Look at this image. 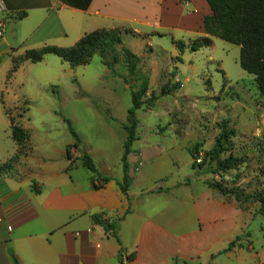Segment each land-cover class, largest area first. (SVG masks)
Here are the masks:
<instances>
[{"label": "crops", "instance_id": "0c3cea01", "mask_svg": "<svg viewBox=\"0 0 264 264\" xmlns=\"http://www.w3.org/2000/svg\"><path fill=\"white\" fill-rule=\"evenodd\" d=\"M177 11L180 18L166 24ZM20 14L25 16L18 19ZM209 14L204 0H0V72L27 50L69 48L98 29L149 34L123 23L150 27V33L178 30L203 37L202 19ZM47 57L39 63L40 75L49 74L46 64L57 66ZM9 132L0 127V165L19 150ZM28 135V150L0 177V264H13L9 250L18 264H264V243L254 227L260 215L241 210L199 177L171 180L173 166L160 162L168 145L149 149L137 139L132 143V181L125 195L119 183L127 136L112 161L114 171L110 162L90 155L95 175L79 159L68 160L66 147L74 143L57 149L36 132ZM148 165L155 167L148 185L132 192L136 174Z\"/></svg>", "mask_w": 264, "mask_h": 264}, {"label": "rangeland", "instance_id": "374dc122", "mask_svg": "<svg viewBox=\"0 0 264 264\" xmlns=\"http://www.w3.org/2000/svg\"><path fill=\"white\" fill-rule=\"evenodd\" d=\"M179 18L177 11L165 23ZM122 25L149 33L127 34L121 30V39L122 46L139 58L136 75L147 79L148 90L142 100L148 101L152 92L157 97L135 112L137 125L133 143L137 139L139 145L144 144L149 149H162L168 145L160 162H170L173 166L170 168L171 180L181 175L186 176V182L191 177H199L207 185L218 183L232 192L227 198L235 202V197L240 199L241 203L237 204L241 210L258 215L254 198L264 188L263 155L259 150L264 145V99L260 97L253 77L238 64L239 47L211 38L208 47L191 52L186 46L197 38L185 32L150 33V27ZM175 41L184 43L182 52L176 48ZM47 56V60L57 64H46L48 75L45 72L40 75L42 65L30 62L23 69L20 66L10 78L11 68L3 74L0 72V115L3 120L0 127L9 132V118L4 111L7 110L15 123L27 132L44 136L50 147L53 145L58 149L65 142L76 143L77 149H69L72 159L81 160L84 153L94 155L101 161L110 162L114 171L112 161L122 151L121 145L127 136L124 131V126L128 125L127 111L131 107L130 89L121 78L128 76L123 59L117 57L112 71L98 54L88 64L73 69L58 57ZM108 60L112 61V58L109 56ZM155 65L160 68L154 69ZM134 86L137 91L140 81ZM225 124L227 131L235 133L228 137V143L223 145L222 153L211 166L229 155L240 157L239 165L220 176L210 172L208 161L201 168H193L189 149L196 144L199 146L196 163H201L204 153L212 149ZM42 130H45L44 135ZM44 143H39L43 150ZM154 172L155 167L146 166L144 174H136V183L130 190L135 192L140 184L148 185V176ZM144 175H148L147 178ZM254 227L259 229L264 243L262 216L254 222Z\"/></svg>", "mask_w": 264, "mask_h": 264}, {"label": "trees", "instance_id": "16d2710c", "mask_svg": "<svg viewBox=\"0 0 264 264\" xmlns=\"http://www.w3.org/2000/svg\"><path fill=\"white\" fill-rule=\"evenodd\" d=\"M207 4L210 14L204 16L202 19V29L204 32L203 37L195 39L189 44L188 49L191 52H197L201 48L208 47L211 44V38L220 39L226 43L239 47L238 64L240 68L247 74L253 77L256 89L264 99V0H204ZM25 14L17 16L22 19ZM123 31L120 29H98L85 34L79 41L72 47L61 48L51 45H45L37 49L25 51L21 56L12 58V67L9 71L8 78L11 77L24 62L33 64L40 63L47 55L58 57L62 62L67 63L70 68L84 66L90 62L95 54H98L102 63L113 71V65L117 62V57L121 56L123 62L128 70L127 77H121L124 83L129 87L131 92V107L127 111L128 125L124 126L127 133V139L124 144L123 155L121 158L123 179L119 183L120 190L123 194L127 195L128 188L131 184L129 176V167L127 157L130 153L131 145L135 140L134 132L137 125L135 112L139 110L144 104L151 103L157 99L154 92L148 101L142 100L148 90V82L146 78L141 79L137 76V64L139 58L131 51L122 46ZM124 33L131 34L130 31ZM179 52H182L184 43L181 41L174 42ZM118 50L120 51L118 54ZM112 61L108 60V57ZM131 78H130V77ZM133 77V78H132ZM132 79V80H131ZM140 81L139 89L136 91L134 85ZM9 118V128L12 140L19 147L18 152L6 163L0 165V177L8 175L18 163L22 155L27 151L29 135L26 130L15 123L14 119L9 115L7 110H4ZM69 130L73 137L77 140V135L71 129L69 123ZM234 131L226 130V124L221 127V132L215 139V143L211 150L204 153L201 163H196L199 157V146L196 144L189 149L191 158L193 159V168H201L204 163L208 161V169L213 175H222L229 170L237 167L241 162L240 157L229 155L228 157L218 160L215 166H211V162L216 160L218 155L222 153L223 145L228 143V137L234 135ZM77 144L67 146V158L71 159L69 154L70 148H75ZM26 149V150H25ZM263 155L264 166V145L259 147ZM81 164L84 168L92 174H97V170L93 159L88 154L84 153L81 157ZM104 181L107 182V179ZM209 187L223 196L232 194L230 190L222 188L218 183H208ZM238 203L240 199L235 197ZM255 202L258 204L256 213L264 218V188L255 194ZM105 230L112 229L113 226L109 224H102ZM240 238L232 242L228 249H231L238 244ZM9 255L13 264H18V261L11 250ZM131 259V256L128 257Z\"/></svg>", "mask_w": 264, "mask_h": 264}, {"label": "built area", "instance_id": "2783aa9c", "mask_svg": "<svg viewBox=\"0 0 264 264\" xmlns=\"http://www.w3.org/2000/svg\"><path fill=\"white\" fill-rule=\"evenodd\" d=\"M2 29H3V23L0 21V34H1ZM196 162H198V160H196ZM121 259H122L123 261L127 260L126 257H121Z\"/></svg>", "mask_w": 264, "mask_h": 264}]
</instances>
